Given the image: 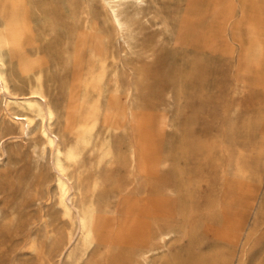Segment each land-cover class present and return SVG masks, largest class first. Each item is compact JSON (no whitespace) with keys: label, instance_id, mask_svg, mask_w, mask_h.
I'll return each instance as SVG.
<instances>
[{"label":"rangeland","instance_id":"374dc122","mask_svg":"<svg viewBox=\"0 0 264 264\" xmlns=\"http://www.w3.org/2000/svg\"><path fill=\"white\" fill-rule=\"evenodd\" d=\"M73 1L110 37L102 136L81 165L100 181L98 244L79 264H264V92L239 1L150 0L130 47L101 0ZM43 73L63 110L72 71L48 63ZM16 74L17 91H27V72L16 66ZM12 131L0 161V264H57L23 247L42 205L54 235L71 225L45 199L33 135ZM107 133L113 154L100 161Z\"/></svg>","mask_w":264,"mask_h":264},{"label":"bare ground","instance_id":"6f19581e","mask_svg":"<svg viewBox=\"0 0 264 264\" xmlns=\"http://www.w3.org/2000/svg\"><path fill=\"white\" fill-rule=\"evenodd\" d=\"M238 1L243 16L248 18L245 52L255 58L254 65L259 70L255 85L264 92V0ZM101 2L110 14L116 39L130 47L134 19L143 13L150 0ZM81 12L79 15L73 0L64 6L57 0H0V111L3 114L0 161L8 155L4 144L12 128L22 136L33 135L38 154L35 163L41 170L45 199L53 200L57 212L71 225L67 232L54 235L48 219L50 210L45 205L38 214L29 216L23 247L36 253L41 263L49 255L56 258L57 264H79L98 244L100 181L89 179L81 165L86 161V152L102 136L99 128L109 75L110 37L94 22L89 9ZM48 63L63 64L72 71L70 99L63 110L43 73ZM16 66L29 76L27 91H17ZM118 70L111 77L116 111L122 92ZM132 93L133 88L129 87L127 95ZM98 147L100 161L113 154L109 133ZM41 198L42 195L35 200ZM48 241L53 246L46 251Z\"/></svg>","mask_w":264,"mask_h":264}]
</instances>
